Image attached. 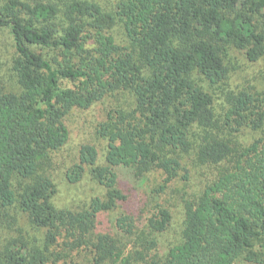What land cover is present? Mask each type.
I'll return each instance as SVG.
<instances>
[{"label":"trees","instance_id":"16d2710c","mask_svg":"<svg viewBox=\"0 0 264 264\" xmlns=\"http://www.w3.org/2000/svg\"><path fill=\"white\" fill-rule=\"evenodd\" d=\"M118 23L128 45L112 34ZM0 29L15 46L17 88L7 89L0 65V232H12L17 210L45 230L38 246L21 229L5 236L0 264H84L87 249L93 264H264V86L229 90L225 60L231 49L264 59V0H120L109 11L84 0H7ZM221 88L218 114L211 90ZM119 97L126 106L111 105L98 127L105 165L83 145L67 173L75 184L89 168L105 196L79 212L57 208L47 167L69 141L66 117ZM199 167L214 177L183 199L179 239L160 255L173 213L146 200L138 211L121 173L144 187L159 172L161 194ZM119 207L113 229L101 230Z\"/></svg>","mask_w":264,"mask_h":264},{"label":"rangeland","instance_id":"374dc122","mask_svg":"<svg viewBox=\"0 0 264 264\" xmlns=\"http://www.w3.org/2000/svg\"><path fill=\"white\" fill-rule=\"evenodd\" d=\"M89 2H97L106 11L113 10L120 0H84ZM7 0H0V8ZM116 41L120 45H128L123 26L118 23L113 31ZM16 56L15 46L10 35V30L0 29V65L3 83L9 91H16L15 80L12 75V65ZM226 63L231 70L230 78L227 82L229 90L237 91L243 86L261 89L264 86V59L257 63H250L241 51L231 49L226 56ZM66 85V82H65ZM224 88L219 90H211L215 95L216 111L218 114L223 113L226 104L223 95ZM114 107L126 106L125 99H109L104 103H98L88 110H73L66 117V125L69 129L70 138L68 143L57 153L53 154L51 164L47 167L48 174L51 176L56 185V194L53 198L54 205L59 209L71 210L79 212L88 209L93 199L104 197L106 189L99 184L91 175L88 168L81 181L78 183H70L67 180V173L78 163L79 153L83 145L95 146L99 152V165H105V156L107 153V143L100 137L98 127L103 123L110 110V106ZM253 135L246 133L242 136L244 141H250ZM191 178L184 182L179 178L167 185V189L163 193H156L163 184V176L159 172L152 173L144 187L136 183V179L131 175L121 173L123 181L127 183L128 190L131 193V200L138 206V211L142 203L146 200L151 206L162 204L168 207L173 213V223L171 228L159 236V253L164 254L169 247L176 243L183 222V199L198 192L207 181L213 176L212 168H192ZM150 206V207H151ZM137 207H134L136 210ZM124 207L117 208L115 211L108 213L101 218L100 229L103 231H111L114 221L124 214ZM16 225L12 227V232L2 234L0 232V244L3 243L5 236L18 235L21 229L23 233L31 238L32 245L41 244V240L45 237V230H37L33 228L27 216L21 211H15ZM153 214L146 213L148 217ZM27 236V237H28ZM28 237V238H29ZM29 238V239H30ZM37 240V241H36ZM37 242V244L35 243ZM128 241H126L127 243ZM128 247V252L130 250ZM81 257L84 264H93V253L90 249L81 251ZM135 264H145L138 262ZM236 264H255L243 260L237 261Z\"/></svg>","mask_w":264,"mask_h":264}]
</instances>
